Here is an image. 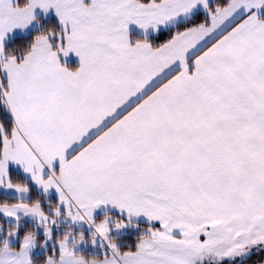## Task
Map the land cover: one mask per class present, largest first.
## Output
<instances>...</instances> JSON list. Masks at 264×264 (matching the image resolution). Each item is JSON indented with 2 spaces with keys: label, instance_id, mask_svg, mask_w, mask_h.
<instances>
[{
  "label": "snow or ice",
  "instance_id": "6c2138e0",
  "mask_svg": "<svg viewBox=\"0 0 264 264\" xmlns=\"http://www.w3.org/2000/svg\"><path fill=\"white\" fill-rule=\"evenodd\" d=\"M0 264H264V0H0Z\"/></svg>",
  "mask_w": 264,
  "mask_h": 264
},
{
  "label": "crops",
  "instance_id": "0c3cea01",
  "mask_svg": "<svg viewBox=\"0 0 264 264\" xmlns=\"http://www.w3.org/2000/svg\"><path fill=\"white\" fill-rule=\"evenodd\" d=\"M71 65H76L78 63V59L76 57H72L71 61H70Z\"/></svg>",
  "mask_w": 264,
  "mask_h": 264
}]
</instances>
